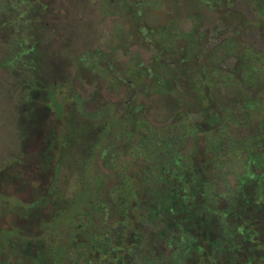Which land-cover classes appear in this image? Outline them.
Here are the masks:
<instances>
[{
  "label": "trees",
  "instance_id": "obj_1",
  "mask_svg": "<svg viewBox=\"0 0 264 264\" xmlns=\"http://www.w3.org/2000/svg\"><path fill=\"white\" fill-rule=\"evenodd\" d=\"M221 1L209 6L228 12ZM243 1L264 37V0ZM46 9L0 0L1 66L27 72L19 130L45 131L42 109L57 128L34 162L0 169V189L11 188L0 191V264H264V53L239 51L218 27L179 36L176 48L157 31L151 63L105 70L123 99L86 110L97 81L82 96L72 83L36 79ZM188 53L194 62L178 63ZM234 55L239 63H227ZM73 142L86 156L66 196L58 172Z\"/></svg>",
  "mask_w": 264,
  "mask_h": 264
},
{
  "label": "rangeland",
  "instance_id": "obj_2",
  "mask_svg": "<svg viewBox=\"0 0 264 264\" xmlns=\"http://www.w3.org/2000/svg\"><path fill=\"white\" fill-rule=\"evenodd\" d=\"M47 6L39 15L37 29V59L39 74L36 79L41 83H56L65 86L70 83L80 95L93 93L97 81L102 86L101 93L84 109H92L93 105L115 103L124 97L120 87L114 90L109 83L105 70L109 65L113 74L123 73L124 63H151L156 57L154 48L157 38L154 34L161 31L164 40L176 44H184L183 34L197 29L212 31L218 27L221 33L234 37L240 44V50L250 48L264 53V37L261 29L252 26L259 22L260 15L252 3L243 0H222L228 4L213 7L212 0H41ZM225 11V12H224ZM226 24L224 26L223 24ZM251 24V26H250ZM197 27V28H196ZM180 45V46H182ZM160 47V44H158ZM233 46V45H232ZM186 47V46H184ZM191 52L190 50H188ZM7 50L0 36V62ZM175 52L167 53L170 57ZM178 60V63H193ZM84 58V60H82ZM86 63L83 81L75 79L79 66ZM162 63V61H161ZM227 63H239L235 55ZM0 63V169L18 159L23 163L35 161L38 149L54 127L50 111L42 109L47 120L45 131L19 130L18 113L22 97V85L27 72L18 74ZM82 120V117L76 118ZM55 129V127H54ZM57 130V128L55 129ZM34 134V136H33ZM27 135H30L28 138ZM25 136V137H24ZM27 139V141H26ZM83 143L73 142L65 163L58 172L62 183L60 190L66 196L73 193L76 177L79 175L77 161L83 162L86 153ZM79 165V164H78ZM15 172L13 169H9ZM14 174V173H13ZM8 183L5 181L0 191L5 192ZM25 195V194H24Z\"/></svg>",
  "mask_w": 264,
  "mask_h": 264
}]
</instances>
